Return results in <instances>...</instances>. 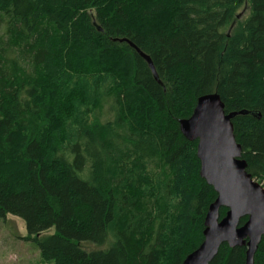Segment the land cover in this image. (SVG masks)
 Returning <instances> with one entry per match:
<instances>
[{
	"label": "trees",
	"instance_id": "trees-1",
	"mask_svg": "<svg viewBox=\"0 0 264 264\" xmlns=\"http://www.w3.org/2000/svg\"><path fill=\"white\" fill-rule=\"evenodd\" d=\"M213 93L264 189V0H0V218L48 263L181 264L216 194L178 122Z\"/></svg>",
	"mask_w": 264,
	"mask_h": 264
},
{
	"label": "water",
	"instance_id": "water-1",
	"mask_svg": "<svg viewBox=\"0 0 264 264\" xmlns=\"http://www.w3.org/2000/svg\"><path fill=\"white\" fill-rule=\"evenodd\" d=\"M127 42V41H126ZM148 64L157 79L151 60L129 43ZM242 113L224 111L218 94L197 99L192 115L179 121L181 134L197 141L199 174L217 197L204 218L203 241L182 264H210L220 246L246 248L244 264H254V255L264 237V189L246 172L242 149L236 142L232 119ZM226 209L219 219V210ZM246 221L240 225V221Z\"/></svg>",
	"mask_w": 264,
	"mask_h": 264
},
{
	"label": "rangeland",
	"instance_id": "rangeland-1",
	"mask_svg": "<svg viewBox=\"0 0 264 264\" xmlns=\"http://www.w3.org/2000/svg\"><path fill=\"white\" fill-rule=\"evenodd\" d=\"M239 16L245 18L247 11H241ZM106 120L102 118V121ZM54 232L51 229L42 235ZM86 246V249H95ZM0 264H52L45 262L38 250L36 243L28 238L24 222L11 215L0 218Z\"/></svg>",
	"mask_w": 264,
	"mask_h": 264
},
{
	"label": "bare ground",
	"instance_id": "bare-ground-1",
	"mask_svg": "<svg viewBox=\"0 0 264 264\" xmlns=\"http://www.w3.org/2000/svg\"><path fill=\"white\" fill-rule=\"evenodd\" d=\"M117 103H118V102H117ZM178 124H179V122H178ZM179 130H180V129H179ZM180 133H181V132H180ZM182 136H183V135H182ZM183 137H184V136H183ZM185 139H186V138H185ZM192 142H193V141H192ZM196 142H197V141H196ZM196 147H197V144H196ZM196 157H197V156H196ZM199 169H200V164H199ZM199 175H200V174H199ZM252 179H253V178H252ZM204 181H205V180H204ZM254 181L257 182L255 179H254ZM257 183H258V182H257ZM258 184H259V183H258ZM259 185H261V184H259ZM211 188H212V187H211ZM262 188H263V187H262ZM212 189H213V188H212ZM213 191H214V190H213ZM214 193H215V192H214ZM215 194H216V193H215ZM216 197H217V195H216ZM215 199H216V198H215ZM214 201H215V200H214ZM214 201H213V202H214ZM213 202H212V203H213ZM212 203H211V204H212ZM203 231H204V230H203ZM201 243H202V242H201ZM198 247H199V246H198ZM231 249H232V248H231ZM194 251H195V250H194ZM245 251H246V248H245ZM191 253H192V252H191ZM182 262H183V261H182ZM181 264H182V263H181Z\"/></svg>",
	"mask_w": 264,
	"mask_h": 264
}]
</instances>
